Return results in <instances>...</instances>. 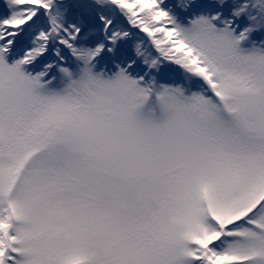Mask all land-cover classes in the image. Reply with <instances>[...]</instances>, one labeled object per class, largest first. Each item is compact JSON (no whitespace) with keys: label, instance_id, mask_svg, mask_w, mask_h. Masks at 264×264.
<instances>
[{"label":"snow or ice","instance_id":"obj_1","mask_svg":"<svg viewBox=\"0 0 264 264\" xmlns=\"http://www.w3.org/2000/svg\"><path fill=\"white\" fill-rule=\"evenodd\" d=\"M260 31L264 0H0V264H264Z\"/></svg>","mask_w":264,"mask_h":264},{"label":"rangeland","instance_id":"obj_2","mask_svg":"<svg viewBox=\"0 0 264 264\" xmlns=\"http://www.w3.org/2000/svg\"><path fill=\"white\" fill-rule=\"evenodd\" d=\"M176 0H169V4L171 5L172 3H175ZM231 2V0H229ZM239 2H243V0H239ZM263 35L264 37V31L256 32L253 33V35L249 38V40L245 43L242 44V48L245 50H248L252 48L253 46H260L264 48V38L261 36ZM262 37V38H261ZM154 51V50H153ZM155 54V53H154ZM181 70L177 68V66L174 65H164L161 67L159 73L157 74V79L160 80L157 81L158 83H172L173 80L167 77L168 72L174 75L176 79H174L175 83L181 84L183 87L187 88L189 90L188 93L190 92H195L199 91V87L195 84V82L191 80H186L183 76H179L177 78V73L180 72ZM181 77V78H180ZM141 116L150 120L154 121H160L163 119L162 112L157 104L156 97L155 95H152L149 97L148 101H146L145 105L143 106L141 110Z\"/></svg>","mask_w":264,"mask_h":264},{"label":"clouds","instance_id":"obj_3","mask_svg":"<svg viewBox=\"0 0 264 264\" xmlns=\"http://www.w3.org/2000/svg\"><path fill=\"white\" fill-rule=\"evenodd\" d=\"M243 44V43H242ZM242 44H241V47H242ZM251 49V48H250ZM157 104H158V102H157ZM159 106V105H158Z\"/></svg>","mask_w":264,"mask_h":264}]
</instances>
